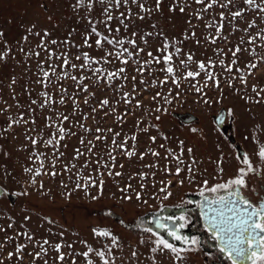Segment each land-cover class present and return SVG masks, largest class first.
Here are the masks:
<instances>
[{"label":"snow or ice","instance_id":"1","mask_svg":"<svg viewBox=\"0 0 264 264\" xmlns=\"http://www.w3.org/2000/svg\"><path fill=\"white\" fill-rule=\"evenodd\" d=\"M147 3L148 0H74L70 3L69 6L75 14L80 15L81 10L86 14L81 17L86 20L82 46L91 50L94 44L95 50L103 53L102 55L93 56L89 51H79L73 55L69 51V46L79 49L81 45H72L67 38L62 41L50 39L51 33L48 30L34 31L36 25H32L27 30L28 34L22 37L25 44L28 43L29 36L39 38L35 49L26 51L21 45L19 52L24 55L25 60L36 59L37 79L32 83L39 85L41 90L36 98H32L34 89H30L27 85L23 86V93L29 97L25 105L17 99L13 89L11 98L15 101V107L23 111H19L18 117L7 116L6 127L0 129V136H3L15 127H23L24 140L27 145H31L30 150L27 145L21 146V150L28 151V160L32 166L23 167V173L28 176V180L26 187L22 186L24 190L16 192L15 195L28 196L27 188L33 186L43 190V181L38 184L37 177L46 175L53 180L61 177L60 186L65 189L71 184V190L65 193L68 197L73 191L80 190L92 200H98L104 195L105 175L113 179L124 175L123 172L114 171L117 167V157L114 153L128 160L137 158L140 161L150 154L157 160L144 165L145 168L159 169L168 176H176L177 182L183 186L185 179L190 183L195 181V174L198 172L196 167L198 161L192 156L193 150L187 149L190 158L187 162L183 158V141L179 142V154L171 148H166L164 144L159 146L165 150L166 155L163 157L159 151L151 148L138 152L136 132L148 133L149 127H156L150 121L147 122V126L141 127L146 122L144 114L146 112L166 114L168 112L166 105L173 104L182 94H186L182 85H187L189 90H193L200 100L209 106L212 100L208 98L206 89L214 88L220 93V97L216 100V103L220 104L224 98L222 85H227L244 100L245 104H264V86H260L259 83L251 85L250 91L253 95L247 94L249 77H253V70L258 69L260 63H264V54L257 52V48L264 49V27L261 26L264 25V0H183V2L171 0L168 10L172 13L179 9L183 14L186 9L192 8V4L198 5L199 8H193L191 16L186 21L191 27L183 34L184 38L169 40L164 37L155 55L152 51H148L149 39L153 35L162 36L163 33L141 32L135 21H144L153 11L161 12L163 0H154V8L146 6ZM96 5H99V8ZM48 19L51 20L52 17L49 16ZM193 19L203 22V28L208 30L203 41L195 30L199 25L192 26ZM152 27L155 28L156 25L153 24ZM75 31L76 29H73L68 36L70 37ZM236 33L241 35L237 37V43L231 44V37ZM3 36L4 33L0 32V37ZM93 37H95L94 41ZM189 39L194 40L201 47L214 46L213 55L206 56L202 60L195 59L192 51L185 52L180 46ZM221 42L231 46L225 50L219 46ZM5 49L0 50V61H6L11 52L6 42ZM142 53H146L147 59L141 57ZM42 54L44 58L40 59ZM244 54L250 59L245 61L242 68L240 61L243 60ZM30 70L29 66L26 71ZM133 72L135 74H130ZM154 73H162L163 78ZM237 80L242 88L236 87L234 82ZM63 81H71L73 91L70 92ZM169 82L176 89L175 92L173 87L164 90ZM16 83V77L13 76L9 87ZM128 84H131V90L125 91ZM101 88L112 92V97L105 96L103 99H98L92 89ZM49 89L53 91L50 92ZM149 90H155L151 95V101L155 102L154 108H145L142 102V93ZM81 98L83 104L88 107V112H84L81 108ZM68 101H71L70 113L59 111L57 106H65ZM121 104L124 105V110L118 112L117 109ZM11 107L12 105H8L6 108H0V114L6 115ZM136 110H141L139 116ZM37 111L43 121L42 126L37 122ZM227 114L229 117L235 116L232 108L227 109ZM161 115H156L155 120L159 121ZM128 116L135 117L133 124L135 131L131 135L123 132V125L127 122ZM108 117L114 119V122L120 126V131H116L113 127L99 126ZM218 118L223 122L222 116ZM89 119L97 120L94 129L86 126L85 122ZM66 123L70 126L65 127ZM260 127L259 124L256 125L257 129ZM77 128L81 133L91 134L93 139H86L83 134L78 135L77 131L73 130ZM192 131L195 132L197 129L193 128ZM250 135L251 139L249 135H243L242 138L249 142L251 152L234 154L236 161L234 175L211 187L209 181L203 179L199 192L203 200L196 202L206 230L216 241L219 253L230 264H264V197H260L257 203L248 195L249 192L257 191L256 188H249L250 180L256 177L264 179V143H261L260 138L255 134ZM71 137H77L81 147L74 148L73 155L65 159L66 154L61 151V147L66 149L67 143L62 144V142ZM148 139L152 144L157 141V137L152 135H149ZM94 141L98 142L103 154L97 151L98 144ZM40 149H50L51 153ZM169 158L174 162V171L167 164L163 167L159 165V160L167 161ZM223 162L224 158L221 155L216 161L219 168L217 177L221 179L224 172ZM118 166L124 168L123 164ZM85 172L88 174L85 175ZM183 172L190 175L180 178ZM149 175L155 176L156 172H136L134 176L142 181L138 185L139 190L133 189L131 183H126L119 188L120 199L131 202L133 195L128 194L131 190L137 202L147 204V200H142L141 193L146 187L143 181H146ZM9 177H12V173L7 171L0 175V179ZM64 177L67 178V183ZM159 185L153 183L152 187L156 189V193L152 198H158L163 194L162 199L168 200L173 196L172 180L162 179ZM89 189H96V194L89 192ZM188 203L191 204L193 201ZM24 219L30 220V216L26 215ZM48 223L51 224L52 221L48 220ZM154 223L156 229L166 232L171 241L179 242V245L170 242L160 234V231L143 227V232L149 235L139 238L138 244L148 250L151 264H163L165 257L168 258L169 264H177V262L185 264L187 254L199 250L201 241L198 237L181 234V230L187 225V217L184 214L178 217H159ZM11 228H13L11 223L7 228L0 226V233L4 234L3 239H0V257H2L0 264H23L26 255L32 258V264L41 261L42 264H49L50 251L52 264H117V259L123 261V257L118 258L113 253L117 249L122 251L124 245L120 237L108 228L93 227L91 232L98 240V246L94 247L86 240H79L77 243L83 245L82 251H77L73 243L63 239L55 243L47 238L36 241L34 235L28 231H17L15 235H9L8 229ZM59 235L63 237L64 233L60 232ZM21 238L25 242H19ZM8 245L12 246L11 251L7 250ZM30 246L33 248L32 252L28 251ZM129 250L130 261L139 264L138 248ZM77 257L81 260L78 261Z\"/></svg>","mask_w":264,"mask_h":264},{"label":"rangeland","instance_id":"2","mask_svg":"<svg viewBox=\"0 0 264 264\" xmlns=\"http://www.w3.org/2000/svg\"><path fill=\"white\" fill-rule=\"evenodd\" d=\"M73 2L74 0H0V32L4 33V36L0 37V50H6L5 42L11 48V52L6 61H0V108H6L8 105H12L6 115L0 114V129L6 127L7 116L18 117L19 111H23V109L17 110L15 107V101L11 98L13 89H15L17 99L21 104L25 105H27L29 97L23 93V86L27 85L30 89H34L32 98H36L37 93L41 90L39 85L32 83L37 79L36 59L32 58L31 60H25L24 55L19 52V47L21 45L27 51L29 49H35L36 44L39 42V38L33 36H29L27 44L22 40V37L28 34L27 30L32 25H36L34 31L48 30L51 33L50 39L62 41L67 38L72 42V45H81L79 49L71 45L69 46V51L73 55L77 54L79 51H89L90 55L93 56L103 54L95 50L94 44L91 50L82 46L86 20L81 17L86 14L83 10H81L80 15L75 14L69 6L70 3ZM181 2H183V0H181ZM170 3L171 0H163L161 12L157 13L153 11L151 16L146 17L144 21H135V23L139 25V31L141 32L151 31L154 33H163L162 36L153 35L149 39L150 47L148 51H152L154 55L157 54L156 49L161 46L164 37H167L169 40L173 38L181 40L184 38L183 34L191 27L186 21L191 16L192 9L199 8L198 5L192 4V8L186 9L183 14L179 12V9L172 13L168 10ZM146 6L154 8V0H148ZM96 7L99 8V5H96ZM132 8L134 11L136 10L134 5ZM116 14L118 15V11ZM49 16L52 17L51 20L48 19ZM153 24L156 25L155 28L152 27ZM196 25H199L195 27L197 36L203 41V37L208 34V30L203 28V22L193 19L192 26ZM113 26L115 27V25ZM242 26L243 25H241V27ZM261 26L264 27V25ZM73 29H76V31L72 32V35L69 37L68 33ZM240 35L241 33L233 35L231 37V44L237 43V37ZM94 39L95 37H93V41ZM180 46L185 52L192 51L195 54V59L198 60L213 55L212 48L214 46L201 47L191 39L185 40ZM219 46L227 50V47L231 45L226 46L221 42ZM61 47H63V45H61ZM55 50L58 51V49ZM257 52L264 54V49L257 48ZM141 57L147 59L146 53H142ZM43 58L44 56L42 54L40 59ZM249 59L248 55L244 54L243 60L240 61V66L243 68L245 61ZM29 66L31 70L26 71ZM253 72L254 76L249 77L248 80L247 94L249 96L253 95L250 91L253 83H259L260 86H264V63H260L258 69L253 70ZM130 74L135 73L133 72ZM154 75L163 78L162 73H154ZM13 76L16 77L17 83L10 88L9 85ZM200 79H202V77ZM234 83L237 88H242L238 80ZM63 84L70 92L73 91L71 81H63ZM222 86L224 98L220 104L216 103V100L220 97V93L214 88L206 89L208 98L212 100V104L209 106L205 105L193 90H189L187 85H182L186 94H182L173 104L166 105L168 108L166 114L161 115L160 113L154 112H146L144 114L146 122L142 124L141 127L147 126L148 121L156 127H149L148 133L136 132L138 152H143L151 148L159 151L161 157H163L166 155L165 150L159 146L160 144H164L166 148H171L179 154V142L183 141V158L187 162L190 160L187 149L191 148L193 150L192 156L198 161L196 165L198 172L195 174V181L190 183L185 179L183 186L177 182L178 178L176 176H168L159 169L150 170L145 168L144 165L153 163L157 160V158L152 157L150 154L147 155L143 161H140L137 158L128 160L122 155L114 153L117 157V167L114 171L123 172L124 175L122 177H116L115 179L105 175L103 177L105 180L104 195L98 200H92L90 196L85 195V193L80 190L73 191L72 195L68 197L65 193L71 190L72 185L69 184V188L65 189L60 186L61 177H57L53 180L46 175L37 177L38 184L41 180L43 181V190L38 189V186L28 187V196H17L15 193L24 190L22 186L26 187V181L28 180V176L23 173V167L32 166L31 162L28 160V151L21 150L22 145H27L23 135L24 128L15 127L12 131L0 136V175H2L4 171L12 173V177L0 179V226L7 228L8 224L11 223L13 228L8 229L9 235H15L17 231H28L34 235L36 241L47 238L52 243H55L63 239L66 242L73 243L77 251L83 250V245L77 243L79 240H86L94 247L98 246V240L93 237L91 232L93 227L108 228L120 237L121 243L124 245L122 251L118 249L114 250L113 254L115 256L118 258L123 257V261L117 259V264H136L135 261H130V248H138L140 253L139 264H151V261L148 259L150 255L148 250L143 245L138 244L139 238L149 235L143 232V227H149L154 231H160L154 227L150 216L157 217V215L162 213L168 215L170 213L172 215L171 209L177 208L179 204L180 206L183 205V203L186 204L189 200L188 198H190V194L200 192L203 179H207L209 181V187H211L215 183L227 180L233 176L236 171V161L234 159V154H236V152L233 148L234 145L229 142L226 135L221 133L219 128L212 121L213 116L218 112L217 110L223 108L226 111V117H224L223 123L231 126L228 133L232 134L233 138L236 139V143L239 144L243 152H251V146L249 142L243 140V135H249L251 139L250 134H255L260 138L261 143H264V104H245L244 100L230 90L227 85ZM167 87H173L174 92L176 91L170 82L164 89L165 91ZM92 90L96 92L98 99H103L105 96L111 98L113 95L112 92L102 88ZM130 90L131 84H128L125 91ZM49 91L52 92L53 89H49ZM154 91L155 90H149L148 92L142 93V102L145 108L155 107V102L151 101V95ZM5 101L7 103H5ZM80 105L84 112L89 111L88 107L83 104L82 98L80 99ZM57 107L61 112H65L66 114L70 113L71 101H68L65 106ZM229 108L234 110V117L228 116L227 109ZM248 109H251V111H248ZM123 110L124 105H119L117 111L122 112ZM140 112L141 110H136L137 116L140 115ZM179 114H189L191 115V119L178 118ZM36 115L38 124L42 126L43 121L39 118V111H37ZM156 115H161L159 121L155 120ZM134 119L135 117L133 116L127 117V122L123 125L124 133L131 135L132 132L135 131L133 128ZM85 124L94 129L97 125V120L89 119ZM257 124L261 126L260 129L256 128ZM64 126L69 127L70 125L66 123ZM99 126L101 128L113 127L116 131H120V126L114 122L112 117L106 118L105 122L101 123ZM193 128L197 129V131L193 132ZM73 130L77 131L78 135H85L86 139H93L91 134L81 133L78 128ZM149 135L157 137L155 144L149 141ZM164 137H167V139H164ZM63 143H67L66 149L61 147V151H64L66 154L65 159L73 155L74 148L81 147L77 137L68 138L66 141L62 142V144ZM94 143L98 144V142L95 141ZM129 144H131V141H129ZM27 147L28 150L31 149V145H27ZM40 150L46 151L49 154L51 153L50 149ZM97 151L103 154V150L100 148L99 144ZM4 153H7V155H4ZM221 155H223L224 158L222 179L217 177L219 168L216 164V161ZM119 164H123L124 168H120L118 166ZM165 164L172 168L173 171L175 170V165L171 158L167 161L162 159L159 160V165L161 167ZM205 169L207 171H205ZM139 171L146 173H150L151 171L156 172L155 176L149 175L147 180L143 181L146 187L142 191L141 196L142 200L148 201L147 204L137 202L134 198V192L131 190L128 193L133 195V200L131 202L120 199L121 193L119 188L123 187L126 183H131L133 189L139 190L138 185L142 181L139 180V177L134 176V174ZM87 174L88 173L85 172V175ZM93 175H95V173H93ZM188 175L190 174L183 172L180 178H185ZM129 177L133 178L129 179ZM64 179L67 183V178L64 177ZM162 179H170L174 185L171 188L173 196L168 200L162 199L163 194H160L158 198H152V195L156 193V189L152 187L153 183L160 186L159 182ZM254 179L249 182L250 189L255 186ZM89 192L96 194V189H89ZM250 193L251 192H249V194ZM8 194L14 197V203L10 202L7 197ZM183 214L188 220L189 215L186 213ZM26 215L30 216V220L26 221L24 219ZM48 220H51L52 223L49 224ZM60 232L64 233L63 237H60ZM160 234L165 236L166 239H169L170 242L175 243L171 241L167 233H161L160 231ZM3 235V233H0V239H3ZM19 242L23 243L25 241L21 238ZM7 250L11 251L12 246L8 245ZM28 251L32 252L33 248L30 246ZM65 251H67V249H65ZM51 256L52 253L50 251L49 264H52ZM77 259L78 261L81 260L80 257H77ZM23 264H32V258L26 255ZM37 264H42V261L37 262ZM163 264H169L167 257L163 259ZM177 264H179V262H177ZM185 264H223V262L217 259L215 254L203 250L200 246L198 251L187 254ZM224 264L230 263L227 262Z\"/></svg>","mask_w":264,"mask_h":264},{"label":"flooded vegetation","instance_id":"3","mask_svg":"<svg viewBox=\"0 0 264 264\" xmlns=\"http://www.w3.org/2000/svg\"><path fill=\"white\" fill-rule=\"evenodd\" d=\"M255 186L253 188H256V192H251L249 195V198L252 199L254 202H259L260 197H264V179L260 177H256L255 179ZM206 195L211 196V193H206ZM188 201H193V203L189 204L188 202L180 206V204L177 206L175 209H171L172 215L169 213H162L157 215V217L154 218L153 220V225L155 227V221L159 217H168V216H173V217H178L179 214L186 213L189 215L188 220H187V225L184 229L181 230L182 235H186L188 237H198L201 241V248L203 250L210 251V253L215 254L217 259L224 263H227V261L222 254L219 253L217 250L216 246V241L211 238L210 233L206 230L204 220L202 219L200 209L196 206V202L202 201L203 197L199 195V192L196 194H190V198H188ZM153 218L150 216V219ZM179 223V221H177ZM161 233H166L162 230H160ZM230 263V262H229Z\"/></svg>","mask_w":264,"mask_h":264},{"label":"water","instance_id":"4","mask_svg":"<svg viewBox=\"0 0 264 264\" xmlns=\"http://www.w3.org/2000/svg\"><path fill=\"white\" fill-rule=\"evenodd\" d=\"M218 112L213 116L212 121L213 123L219 128V130L221 131V133H223L224 135H226V138L229 140V142H231L234 146V151L236 153H243L242 149L240 148L239 144L236 143V139L233 138L232 134L228 133V131H230L231 126L228 124H224L223 122H221V120L218 118L220 116L226 117V111L221 108L219 110H217ZM183 118V119H191V115L189 114H179L178 118ZM1 191V189H0ZM8 199L10 200V202L14 203V197L11 196V194L7 195ZM155 217L151 218L152 222L154 220Z\"/></svg>","mask_w":264,"mask_h":264},{"label":"trees","instance_id":"5","mask_svg":"<svg viewBox=\"0 0 264 264\" xmlns=\"http://www.w3.org/2000/svg\"><path fill=\"white\" fill-rule=\"evenodd\" d=\"M175 243L179 244V242L174 241Z\"/></svg>","mask_w":264,"mask_h":264}]
</instances>
